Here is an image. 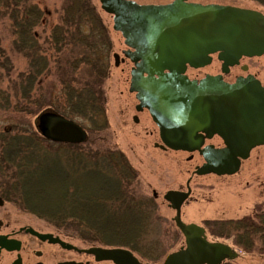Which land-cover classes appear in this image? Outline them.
<instances>
[{"label": "trees", "instance_id": "trees-1", "mask_svg": "<svg viewBox=\"0 0 264 264\" xmlns=\"http://www.w3.org/2000/svg\"><path fill=\"white\" fill-rule=\"evenodd\" d=\"M253 1L264 6V0ZM44 14L34 0H0V20L9 21L12 50L25 61L23 69L15 70L0 38V112L35 117L52 108L78 124L82 120L90 135L84 143H61L29 125L6 127L0 130V176H10L33 206L42 204L39 215L66 222L83 240L127 248L155 261L153 253L159 255L160 247L147 240L157 210L154 199L136 191V171L107 144L103 83L112 48L108 30L91 0H67L59 23L50 25L47 34L37 30ZM68 47L76 54L63 59ZM54 66L60 92L51 98L42 81ZM209 224L213 233L234 232L235 244L246 251L264 250V212Z\"/></svg>", "mask_w": 264, "mask_h": 264}, {"label": "water", "instance_id": "water-1", "mask_svg": "<svg viewBox=\"0 0 264 264\" xmlns=\"http://www.w3.org/2000/svg\"><path fill=\"white\" fill-rule=\"evenodd\" d=\"M97 1L100 9L112 16V29L123 38V57L132 63L128 91L137 100L135 110L146 109L157 126L158 147L198 152L204 162L195 169L197 175L235 173L240 158L264 143V88L252 75L228 83L221 74L190 79L186 70L210 64L215 55L221 73L227 74L241 57L262 55L264 14L187 0L164 4ZM112 56L115 66L123 60L116 53ZM33 125L53 142L80 144L88 139L80 124L52 108L41 110ZM214 134L223 139L225 147L203 145L204 139ZM189 193L187 186V191L171 189L163 194L175 211L173 222L184 245L168 253L161 264H221L235 259L238 254L229 245L208 241L202 226L181 220L180 208ZM85 252L98 262L144 264L123 247H90Z\"/></svg>", "mask_w": 264, "mask_h": 264}, {"label": "rangeland", "instance_id": "rangeland-1", "mask_svg": "<svg viewBox=\"0 0 264 264\" xmlns=\"http://www.w3.org/2000/svg\"><path fill=\"white\" fill-rule=\"evenodd\" d=\"M45 12L41 26L37 29L39 33L47 34L49 26L60 21V13L67 0H34ZM97 8L103 24L108 30L112 48L109 55L108 76L104 80L103 89L106 96V116L109 124L107 144L112 148L120 150L132 168L136 171L139 183L135 186L136 191L146 197L154 199L156 204V214L153 229L147 235V240L158 245V253H153L157 260H147L139 258L144 264H161L164 257L179 249L184 245L183 236L176 228L172 217L174 211L163 199V194L167 190L185 189V182L191 177L189 186L191 193L184 202L180 210V217L186 223H196L204 225L207 240L210 242H221L229 245L234 251L239 252L238 257L231 260L233 264H264V250H245L235 244L234 232L215 233L209 230V223L219 219H236L240 215L250 213L256 205L264 208V147L252 150L248 160L243 162L239 171L231 176H196L192 174L194 166L200 165L201 157L193 153L191 159L189 154L180 151L161 150L154 146L159 143L157 128L151 120L146 110L137 112L134 105L137 103L134 94L128 91L129 70L131 62L123 57L122 50L126 49L123 38L119 32L112 29V16L100 9L97 0H91ZM140 4H164L172 0H134ZM201 4L217 3L232 5L243 8L255 9L264 14V6L253 0H187ZM1 46L9 55L15 70L23 69L25 61L20 54L15 53L11 47L12 35L9 21L0 20ZM77 48V47H76ZM78 49V48H77ZM76 49L68 47L64 51V58L75 56ZM119 55L117 66L114 65L113 54ZM61 59V57H59ZM53 64V63H52ZM240 64L247 65V70L243 71L239 66L231 67L229 73L224 75L226 81H233L238 74L251 73L258 79L264 81V58L243 59ZM57 66L42 81V89L46 95L51 92V98H55L60 92V84ZM220 72V65L213 57L210 65L199 69H187V76L192 78H202L206 73L215 74ZM49 95V96H50ZM136 116L138 121L132 120ZM34 116H18L12 112H0V130L22 123L34 127ZM84 127L88 136L90 135L86 124L77 119ZM101 141H99V144ZM136 192V193H137ZM156 192L157 196L152 193ZM23 207L20 205L18 212L35 218L39 215L42 204L33 206L23 195ZM34 215V216H33ZM44 217V216H42ZM51 221L49 218L44 217ZM66 232L77 237L70 225L65 222ZM68 227V228H67ZM213 226H210V229ZM155 258V259H156ZM95 264V263H94ZM98 264H109L108 262Z\"/></svg>", "mask_w": 264, "mask_h": 264}, {"label": "flooded vegetation", "instance_id": "flooded-vegetation-1", "mask_svg": "<svg viewBox=\"0 0 264 264\" xmlns=\"http://www.w3.org/2000/svg\"><path fill=\"white\" fill-rule=\"evenodd\" d=\"M213 57H215V59L217 60L215 55H213ZM213 57H212V61H213ZM260 57L264 58V53L259 56L257 55H254L252 57L243 56L239 59V63L234 66H239L241 70L246 71L247 65L240 64L241 60L251 59V58H260ZM217 61L219 65H221V62L219 60ZM243 67H245V69H243ZM189 68L190 67H188L187 69ZM190 69L195 70V68H190ZM207 74L209 73H206L205 75ZM219 74H221L222 80L228 83L234 82L237 77H240V76L245 77L246 75H252L256 80L259 81L261 87L264 88V81L261 79H258L251 73H246L244 75L238 74L235 76L234 80L231 82L226 81L224 79L225 74L221 73V69L219 73L209 74V75L216 76ZM192 79L199 80L201 78H192ZM136 104L134 105V109H135ZM143 110H146V109H143ZM135 117L136 116H133L132 118L133 121ZM157 133H158V129H157ZM160 144L161 142L154 143V146L158 147V145ZM203 145L204 146L211 145L214 148L225 147L223 139L216 134H214L213 136L209 138H205ZM259 147H264V143H261V144H258L252 147L249 150V154L246 158H240L239 167L235 173L221 174V175H218L215 173L197 175L195 173V169L204 162L203 158L198 154V152H192V153L186 152L189 154L190 159L193 153H196L198 156L201 157V160H202L200 165L194 166L191 176L193 175H196V176L213 175L217 177L218 176L223 177V176L234 175L239 171L243 162L248 160L252 150H254L255 148H259ZM161 150L165 151V150H171V149L165 148ZM171 151H174V150H171ZM180 152H184V151H180ZM8 178H10V176H0V264H94V263L98 264V263H103V262H108L109 264H112L109 261H99L98 262L94 259L93 255L85 252V250L90 247H104L105 248V247H111V246L94 244L92 242L83 240L79 236L75 238L73 237L71 233L66 232V229L63 223L49 221L48 219L42 216L38 217V216L33 215L35 218H29L28 216L22 214L24 211H22V213L18 212L17 211V209H19L18 204L23 202L22 196L24 195V191L22 189L16 188L17 184L13 183ZM190 180H191V177H188V179L185 182V189L184 190L179 189V190L187 191V186H189ZM190 193H191V188H190ZM190 193L188 197L183 201L182 205L189 198ZM152 195L157 196V193L153 192ZM259 206L256 205L255 208H253V210L250 213L242 214L239 216V218H243V217L253 218L258 212H264V208L259 207ZM174 214H175V211H174ZM172 220H173V217H172ZM202 227L204 228L205 234H206V231L208 229L204 225ZM68 245H72L73 247L69 248ZM224 262H227V261H224Z\"/></svg>", "mask_w": 264, "mask_h": 264}]
</instances>
